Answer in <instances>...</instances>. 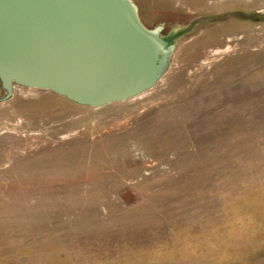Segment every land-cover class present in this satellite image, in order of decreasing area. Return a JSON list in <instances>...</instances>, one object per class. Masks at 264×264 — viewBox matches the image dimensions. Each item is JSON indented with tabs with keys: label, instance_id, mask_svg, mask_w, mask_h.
I'll list each match as a JSON object with an SVG mask.
<instances>
[{
	"label": "rangeland",
	"instance_id": "rangeland-1",
	"mask_svg": "<svg viewBox=\"0 0 264 264\" xmlns=\"http://www.w3.org/2000/svg\"><path fill=\"white\" fill-rule=\"evenodd\" d=\"M134 2L201 20L153 88L0 102V264H264V0Z\"/></svg>",
	"mask_w": 264,
	"mask_h": 264
},
{
	"label": "water",
	"instance_id": "water-1",
	"mask_svg": "<svg viewBox=\"0 0 264 264\" xmlns=\"http://www.w3.org/2000/svg\"><path fill=\"white\" fill-rule=\"evenodd\" d=\"M200 21L164 33L143 23L134 0H0V102L16 86L92 108L134 98Z\"/></svg>",
	"mask_w": 264,
	"mask_h": 264
}]
</instances>
